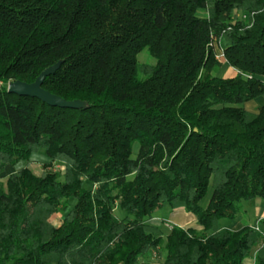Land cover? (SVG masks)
<instances>
[{"label":"trees","instance_id":"trees-1","mask_svg":"<svg viewBox=\"0 0 264 264\" xmlns=\"http://www.w3.org/2000/svg\"><path fill=\"white\" fill-rule=\"evenodd\" d=\"M57 62L42 88L85 108L7 91ZM37 154L0 181V264H264V218L220 225L264 200V0H0V175ZM164 206L196 227L164 238Z\"/></svg>","mask_w":264,"mask_h":264},{"label":"rangeland","instance_id":"rangeland-1","mask_svg":"<svg viewBox=\"0 0 264 264\" xmlns=\"http://www.w3.org/2000/svg\"><path fill=\"white\" fill-rule=\"evenodd\" d=\"M238 15H241V14H238ZM202 16H204V15H202ZM214 50H215L216 54L220 52L221 49H220V45L218 42H217V44L214 43ZM138 59L142 63L153 64L152 59L148 56V54L146 52L141 53L139 55ZM218 60L222 61L223 66L215 72L216 76L222 77V78H229L230 76L231 77L234 76V72H235V74L237 73V71H235V69L228 67L227 64H225L223 59H218ZM245 108L248 111H254L256 109L253 103L246 104ZM40 159H41V155L37 154V156L29 158L28 162L22 161V162H19L12 169L7 168L5 170V172L0 175V181L4 183L5 182V176L8 173H10L11 171L19 170L26 165H28L30 171L35 176H40L44 172V169H43L44 163L39 161ZM55 166H58L57 168L54 167V169L57 170L56 173L60 172V174H62L64 171L63 164L62 163H55ZM47 170L48 169L46 168L45 171H47ZM209 194H210V188H208V190H207L206 198L209 196ZM205 201H206V199H204L201 204L205 205V203H206ZM170 210L171 209H169L168 206H164L162 208V210H160L159 212L156 213L157 215H160V217H162V216H164V217L162 219L161 218H159V219L153 218L154 220L153 219L150 220L151 224H153L155 226H159V228L161 229V231L163 233L164 238L169 233L171 226L176 225V226L182 227L184 229L187 226L184 224V222H180L181 220L178 218V216L172 217L171 215H169V213H167V211L169 212ZM171 211L177 212L176 210H171ZM63 216H64V214H62V213L55 214L52 216L50 221L53 225L58 226L61 224ZM188 217L192 218L190 216H188ZM164 243H165V240H164ZM163 247H164V244L162 245V247H159L158 249L151 251L148 256L139 260V264H162L164 256H165V251H164ZM246 262L248 264H252V259H251V261L248 260Z\"/></svg>","mask_w":264,"mask_h":264},{"label":"water","instance_id":"water-1","mask_svg":"<svg viewBox=\"0 0 264 264\" xmlns=\"http://www.w3.org/2000/svg\"><path fill=\"white\" fill-rule=\"evenodd\" d=\"M61 62L43 70L34 82L27 84L19 81L11 82L8 84L7 91L21 97H30L40 100L42 103L50 107H58L64 109H81L86 105L83 102L73 100L65 101L64 99L50 94L42 88L43 81L46 77L54 75L59 69Z\"/></svg>","mask_w":264,"mask_h":264},{"label":"crops","instance_id":"crops-1","mask_svg":"<svg viewBox=\"0 0 264 264\" xmlns=\"http://www.w3.org/2000/svg\"><path fill=\"white\" fill-rule=\"evenodd\" d=\"M235 75L236 74L234 72V76ZM234 76H232V77H234ZM229 78H231V76ZM250 103H253L255 108H256L254 111H251V112H255L257 110V108H258L257 107L258 103L257 102H250ZM34 156H37V155H33L31 157H34ZM39 161H41L44 164L48 162V160L43 155H41V159ZM243 207L245 209V217L244 218L239 217L232 224H229L228 222L222 220L220 222L221 227H226V228H229V229H231L233 231H237V230H239V229H241L243 227L244 223H247V224H249L251 226V225H253V223L255 221H258V220L264 218V200L254 199V200H251V201H249L247 203H244ZM176 211L177 212H172L170 210L169 212L167 211V213H169V215H171L172 217L173 216L174 217L178 216V218L181 220L180 222H184V224L187 225L185 229H187V228H195L196 227L195 218L192 215L184 212L182 209H179V210H176ZM188 216H190L192 218H189ZM163 217L164 216L160 217V215H157V214L154 215V219H159V218L162 219ZM249 261H251V260L249 259Z\"/></svg>","mask_w":264,"mask_h":264},{"label":"built area","instance_id":"built-area-1","mask_svg":"<svg viewBox=\"0 0 264 264\" xmlns=\"http://www.w3.org/2000/svg\"><path fill=\"white\" fill-rule=\"evenodd\" d=\"M253 16V14L251 15V17ZM239 17L241 18V20H248V16L246 15V14H241V15H239ZM213 46H214V44H213ZM216 57L218 58V59H223V53H222V51L220 50V52L219 53H217L216 54ZM237 74V73H236ZM54 167H58V166H55V163H53V165H52V171L53 172H56L57 170H55L54 169Z\"/></svg>","mask_w":264,"mask_h":264}]
</instances>
